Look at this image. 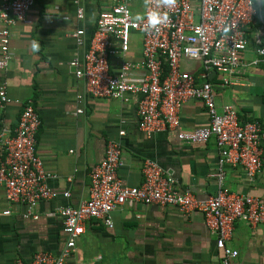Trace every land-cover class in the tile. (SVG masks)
I'll list each match as a JSON object with an SVG mask.
<instances>
[{
    "label": "crops",
    "instance_id": "0c3cea01",
    "mask_svg": "<svg viewBox=\"0 0 264 264\" xmlns=\"http://www.w3.org/2000/svg\"><path fill=\"white\" fill-rule=\"evenodd\" d=\"M117 0H35L25 21L11 27L12 59L0 79L7 83L11 101L0 107V132H14L25 105L31 103L42 124L37 133V153L55 177L49 186L61 192L42 200L34 210L37 217H25L26 207L6 200L0 185V264L28 263L39 251L57 255L67 236L63 231L60 207L78 205L90 195V173L106 154L110 140L120 142L124 163L119 176L124 184L143 182V162L155 159L177 180V188L190 190L205 199L219 187V147L215 137L205 143H188L177 136L209 122L202 100L190 99L180 110V125L147 137L138 127L137 98L120 99L87 96L85 82L76 77L71 61L87 46L97 17ZM257 15L247 26L248 44L242 63L233 75L236 80L222 86V75H211L219 109L233 104L242 122L259 120L264 132V0H254ZM84 17L78 18V9ZM134 17L144 14L143 0L131 2ZM4 24L0 22V27ZM85 30V45L79 46L73 33ZM136 32H133L134 36ZM33 41L40 43L32 52ZM131 38V57L140 60ZM258 59L255 64L254 60ZM117 61V58H113ZM192 61H184L183 68ZM192 73L200 66L193 62ZM188 69V68H187ZM190 70V69H189ZM144 71H137L136 75ZM86 97L79 99L77 96ZM83 108L84 112H77ZM121 131H125L121 134ZM1 143V141H0ZM223 185L231 191L259 196L264 201V175L251 179L240 165L224 166ZM69 190L66 198L63 192ZM10 210L9 214L4 211ZM114 227L90 219L85 232L76 239V248L65 264H219L222 252L216 247L200 211L183 215L176 207L135 203L112 212ZM228 244L239 250L243 264H264V224L252 226L239 219Z\"/></svg>",
    "mask_w": 264,
    "mask_h": 264
},
{
    "label": "built area",
    "instance_id": "2783aa9c",
    "mask_svg": "<svg viewBox=\"0 0 264 264\" xmlns=\"http://www.w3.org/2000/svg\"><path fill=\"white\" fill-rule=\"evenodd\" d=\"M132 1L117 0L111 9L99 14L88 46L71 61L76 77L84 80L87 96L124 102L136 97L138 127L147 137L177 128L183 104L192 98L202 100L208 124L180 130L177 136L192 144L215 137L220 152L214 174L219 184L217 192L197 199L190 190H179L176 178L151 158L143 162V182L126 185L119 176L124 163L122 146L110 140L105 157L91 170L89 198L78 205L60 207L67 236L61 252L54 255L39 251L30 262L17 259L15 264H65L76 248V239L85 232L87 221L99 219L112 228V212L125 204L170 205L185 216L200 211L210 235L215 237L216 247L222 252L219 264H243L234 261L240 252L228 244L237 220L252 226L264 224V201L259 196L237 193L223 185L227 164L240 165L251 179L264 175L262 124L259 120L242 122L231 103L219 109L210 81L214 74L222 75V86L236 80L233 75L241 66V53L248 44L247 26L257 15L254 0H178L177 6L169 11L170 22L159 33H147L142 24L135 22ZM34 3L35 0H0V22L4 24L0 27V71L7 69L12 59L10 29L26 20ZM83 17L84 9L80 7L78 18ZM133 32L143 35L140 60L130 54ZM84 35L83 28L73 33L79 46L86 43ZM186 49L194 50L195 55L188 54ZM258 53L264 56V47ZM187 60L200 63L196 74L183 68ZM257 62L255 59L254 63ZM137 71L144 72L136 75ZM10 101L7 83L0 79V107ZM77 112L84 110L79 108ZM41 124L38 110L29 103L23 108L14 132L6 128L0 132V185L8 202L25 205V217H37L34 210L42 200L61 194L49 186L48 180L55 174L46 169L37 153ZM62 194L66 198L71 196L69 190Z\"/></svg>",
    "mask_w": 264,
    "mask_h": 264
},
{
    "label": "clouds",
    "instance_id": "9594fccd",
    "mask_svg": "<svg viewBox=\"0 0 264 264\" xmlns=\"http://www.w3.org/2000/svg\"><path fill=\"white\" fill-rule=\"evenodd\" d=\"M146 12L137 14L134 20L138 24H142L144 31L147 33H159L163 26L170 22L169 11L174 9L178 0H143ZM32 52L36 53L40 50V43L33 41L31 45ZM190 55H195L192 49H186Z\"/></svg>",
    "mask_w": 264,
    "mask_h": 264
},
{
    "label": "rangeland",
    "instance_id": "374dc122",
    "mask_svg": "<svg viewBox=\"0 0 264 264\" xmlns=\"http://www.w3.org/2000/svg\"><path fill=\"white\" fill-rule=\"evenodd\" d=\"M132 39H133L134 44L137 47V49H139V50L142 49L143 50V35H142V33L141 32H136L134 34V36H132ZM193 62H196V61H192V62H190V64H186V65H189V66H185L186 67V70H189L190 69L189 71H191V70L193 71V66H194V63Z\"/></svg>",
    "mask_w": 264,
    "mask_h": 264
},
{
    "label": "trees",
    "instance_id": "16d2710c",
    "mask_svg": "<svg viewBox=\"0 0 264 264\" xmlns=\"http://www.w3.org/2000/svg\"><path fill=\"white\" fill-rule=\"evenodd\" d=\"M242 121V120H241Z\"/></svg>",
    "mask_w": 264,
    "mask_h": 264
}]
</instances>
